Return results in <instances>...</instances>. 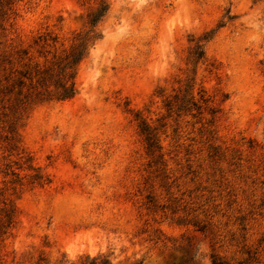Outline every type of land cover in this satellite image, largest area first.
<instances>
[{"label":"rangeland","instance_id":"rangeland-1","mask_svg":"<svg viewBox=\"0 0 264 264\" xmlns=\"http://www.w3.org/2000/svg\"><path fill=\"white\" fill-rule=\"evenodd\" d=\"M0 264H264V0H0Z\"/></svg>","mask_w":264,"mask_h":264},{"label":"trees","instance_id":"trees-1","mask_svg":"<svg viewBox=\"0 0 264 264\" xmlns=\"http://www.w3.org/2000/svg\"><path fill=\"white\" fill-rule=\"evenodd\" d=\"M107 5L102 3L101 6L94 12L89 14L86 22V29L78 33L73 44L68 49L62 50L60 54H54L49 61H45L42 66L35 64L19 74L28 79L30 91L27 96L32 97L33 101H67L77 94L75 85V68L87 56L89 48L99 38L96 32L99 22L107 12ZM41 47L49 46L50 43H55V37L49 33L45 36H39L38 42ZM200 55V54H199ZM39 85L40 90L35 89L36 85L31 86L32 82ZM19 87L23 86V79H18ZM20 94V92H19ZM141 133L145 136L147 149L152 152L154 148H159L155 135L150 127L143 121L140 125ZM8 223L12 219V214L6 215Z\"/></svg>","mask_w":264,"mask_h":264}]
</instances>
